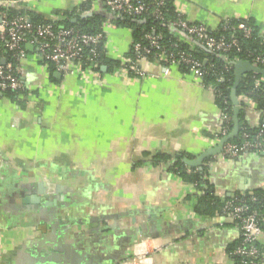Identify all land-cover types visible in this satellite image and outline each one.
Listing matches in <instances>:
<instances>
[{
    "label": "crops",
    "instance_id": "1",
    "mask_svg": "<svg viewBox=\"0 0 264 264\" xmlns=\"http://www.w3.org/2000/svg\"><path fill=\"white\" fill-rule=\"evenodd\" d=\"M169 1L212 32L224 20L252 19L264 37V0ZM82 6L87 17L106 8L104 0L11 7L57 20ZM104 24L108 56L125 59L131 29ZM33 51L27 46L20 62L26 103L0 99V264H231L237 222L223 211L198 212L202 192L173 173L172 162H151L194 160L215 147L222 122L212 89L180 67L150 61L140 78L107 70L101 80L52 77ZM247 120L263 121L252 109ZM209 167L217 198L264 188V155L216 157Z\"/></svg>",
    "mask_w": 264,
    "mask_h": 264
},
{
    "label": "built area",
    "instance_id": "2",
    "mask_svg": "<svg viewBox=\"0 0 264 264\" xmlns=\"http://www.w3.org/2000/svg\"><path fill=\"white\" fill-rule=\"evenodd\" d=\"M6 2V7L16 4V0H6ZM104 2L108 10L118 16L141 18L152 12L157 19L164 20L161 7L165 5L166 0H159L156 4H150L148 0H104ZM178 17L179 19L173 22V27L186 35L185 38L182 35L180 40L189 46V50L180 49L178 42L166 48L162 45L163 36L161 34L146 33L142 42L133 44L138 57L133 67L136 77L140 78L145 75L141 67L143 61H150L165 68L184 65L205 86L206 69L202 61L194 55V43L209 52L224 56L233 50L241 52V41L234 35L229 38L225 35L213 36L212 31L205 25L190 23L181 14H178ZM63 19H65L63 16L57 18L58 21ZM240 20L235 30L241 31L246 39L251 38L254 28L248 23L250 19ZM225 21L230 20L223 22ZM107 27L110 26L104 24L101 33L88 34L75 28L58 27L54 23L34 26L24 15L10 18L6 12L0 13V42H5L8 51L17 61V65L10 67L0 64V93L25 91L20 67L21 60L28 55L24 49L25 44L34 48L36 57L48 71L49 65L52 64L56 73L61 75L89 73L101 80L103 75L99 71L101 63L98 59L100 57L98 47L103 43L106 50L107 32L105 28ZM224 30H226L225 27ZM261 44L263 45L262 51L258 54L250 53V59L244 61L264 68V37ZM149 56H152V61L148 58ZM119 61H121V66L116 68L112 74L120 78H131L128 61L124 58ZM231 69H233L232 64L226 67L227 72ZM255 87V90L262 94L264 101V78L260 77ZM207 88H211L216 97L218 96L214 86ZM243 98L247 109H252L262 117L263 121L253 127L257 130L254 136L244 133L241 142L226 144L222 154L218 156L223 160H236L250 152L264 153V110L259 109L258 102L251 95H244ZM220 112L222 126L215 136V146L231 133L230 122L233 118L222 109ZM223 214L235 220L240 229L241 242L231 254L232 259L237 257L239 259L237 264H264V194L257 196L251 191L234 195L225 202ZM231 264H235L233 260Z\"/></svg>",
    "mask_w": 264,
    "mask_h": 264
},
{
    "label": "trees",
    "instance_id": "3",
    "mask_svg": "<svg viewBox=\"0 0 264 264\" xmlns=\"http://www.w3.org/2000/svg\"><path fill=\"white\" fill-rule=\"evenodd\" d=\"M159 0H148L150 4H156ZM89 8L87 6H82L79 10L73 13H65L62 16L65 19L58 20H49V19H41V17L34 15L32 13H28L27 11L18 10L11 6L6 7L5 5H0V13L6 12L10 18H13L18 15L26 16L34 26H38L41 24L54 23L58 27H69L80 30L81 32L88 34H97L103 31V24L107 21H111L113 24L117 26H125L132 31V45L130 48V52L128 56L125 58L128 62L129 74L131 77H136V71L133 68L134 62L137 61V54L134 51L133 44L136 42H142L144 35L146 33H156L161 34L163 36L162 45L169 46L174 42H178L180 44V49L189 50V46L183 42H181V37L177 35V32L181 33L184 38L186 35L173 27V22L179 19L178 13L176 12L173 2L166 0L165 5L161 7V12L164 16V20L157 19L152 12L146 14L141 18H129L127 16H113L112 13L105 8L104 13L92 14L91 16L85 17L86 11ZM74 20H76L74 22ZM241 20H230L222 22L221 27L216 32H212L213 36L225 35L226 37L236 36L241 41L242 51L237 52L235 50L229 52L228 54L222 56L217 53H212L201 47L199 44L194 43V55L196 58L202 61L204 64V68L206 69V74L204 78V84L206 87L214 86L217 90L218 96L217 104L219 109L226 111L233 118V105L231 101V90L234 85L235 77H234V69H231L229 72L226 71V67L230 66L232 62L238 60L250 59L249 54H258L262 51L263 45L261 44V40L263 36L260 34L255 21L250 19L248 23L254 28V33L251 38L246 39L241 31L235 30ZM224 27L226 30H224ZM180 40V41H179ZM24 49L27 51V45H24ZM98 51L100 57H98L101 66L99 68L100 73L104 74L103 67H107V72H113L116 68L121 66V61L112 59L106 53L104 49V44L102 43L98 47ZM36 52V51H33ZM150 60L153 59L152 56L148 57ZM6 60L5 66H15L17 65V61L13 58L12 53L8 51L5 42H0V64L3 60ZM152 61V60H151ZM181 70L185 73L189 72L187 66L181 65ZM49 71L52 77H54L56 73L55 67L50 64ZM260 77L248 74L245 75L240 83L238 88V98L242 102L244 99V95H251L258 102L259 109L264 110V101L262 98V94L256 91V82ZM26 95V91L15 93L13 91H5L3 93V97L10 99L11 101L17 103L18 105H23L26 103L23 98ZM2 97L0 96V99ZM245 101V100H244ZM242 102V106L244 107L243 111L240 114V132L239 135L231 140L232 143L241 142V137L244 133L250 134L254 136L256 133V128H253L249 125L247 120V105L245 102ZM233 130V119L230 122V132ZM251 153V152H250ZM256 154V153H255ZM215 158H209L205 161L203 166V172H199L196 169L189 170L188 166L183 162V157L178 156L176 158H172L166 155H158L154 157L151 162L154 165L159 164L160 162H172L170 170L175 173L177 176L182 178L184 181L191 183L195 186L196 190L201 191L202 194L196 193L198 195V212L201 214H208L210 216H214L216 214H221L223 211L224 204L229 199H220L217 198L214 194V191L211 185L207 181L209 166L210 163L213 162ZM205 183L206 187L202 184ZM255 195L264 194V189H256L253 190ZM241 192L236 193L235 195H239ZM241 239L238 240L236 244L231 248L230 254L233 253L235 248L239 245ZM232 258V257H231ZM235 264L239 262V259H232Z\"/></svg>",
    "mask_w": 264,
    "mask_h": 264
},
{
    "label": "water",
    "instance_id": "4",
    "mask_svg": "<svg viewBox=\"0 0 264 264\" xmlns=\"http://www.w3.org/2000/svg\"><path fill=\"white\" fill-rule=\"evenodd\" d=\"M115 16L116 14H112ZM87 17V16H85ZM75 21V20H74ZM204 48V47H203ZM2 64H5V60L2 61ZM234 69V85L231 90V101L233 105V130L232 132L224 137L214 148L208 149L201 156L194 160L183 159V162L193 168H199L201 172H203V166L207 159L216 158L222 154L224 147L231 140L235 139L240 132V114L243 111L244 107L238 98V88L240 86L241 80L245 75L253 74L258 77L264 78V68L253 65L249 61L238 60L231 63ZM103 70H107V67H103ZM58 74V73H57ZM61 74H59L60 76ZM0 96L3 97V94L0 93ZM261 155H264L261 154Z\"/></svg>",
    "mask_w": 264,
    "mask_h": 264
}]
</instances>
